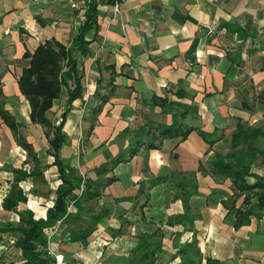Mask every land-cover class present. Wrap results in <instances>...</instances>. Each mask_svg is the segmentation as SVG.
<instances>
[{
  "label": "crops",
  "instance_id": "crops-1",
  "mask_svg": "<svg viewBox=\"0 0 264 264\" xmlns=\"http://www.w3.org/2000/svg\"><path fill=\"white\" fill-rule=\"evenodd\" d=\"M71 1L0 0L1 100L33 148L29 153L0 116V215L10 211L3 200L15 169L30 174L38 164L43 175L27 176L20 186L27 196L34 179L53 188L49 207L63 182L51 154L52 129L31 121L18 79L30 64L27 51L52 38L72 42L86 17L79 19ZM87 1L96 6L99 28L88 33L81 59L84 95L69 108L64 87L47 114L59 124L66 113L62 159L84 180L108 182L93 206L84 202L105 213L84 240L72 241L64 222L49 229L50 253H63L62 264H131L138 235L160 229L164 263H180L179 250L195 243L200 255L190 256L200 264L209 256L222 264H264V214L236 227L234 209L244 195L236 198L229 178L209 172L215 151L230 150L239 121L264 128V0ZM158 126L191 131L182 140L163 136ZM199 130L218 139L212 148ZM257 146L264 148V139ZM253 171L264 175V154ZM34 203L41 215L35 218H46L49 207ZM69 209L77 210L73 199Z\"/></svg>",
  "mask_w": 264,
  "mask_h": 264
},
{
  "label": "trees",
  "instance_id": "trees-1",
  "mask_svg": "<svg viewBox=\"0 0 264 264\" xmlns=\"http://www.w3.org/2000/svg\"><path fill=\"white\" fill-rule=\"evenodd\" d=\"M85 21L78 28V32L73 37L70 44H64L57 39H48L36 47L33 53L26 52L25 56L30 58L29 66L23 69L18 82L22 93L28 99L31 106L30 117L34 123H39L52 129L49 134L50 146L53 149L51 153L55 157L63 180L56 191V200L48 208L46 218H35L31 209L20 211L19 223L15 226H8L7 230L17 231L20 236L17 245L21 249L24 264H56V257L50 253L47 230L56 227L59 222L67 224L66 231L69 232L72 241L84 240L89 238L97 230V224L102 220L104 213H94L92 208L84 205L85 201L95 199L101 195V188L105 186V181L84 177L77 173L71 165L66 163L60 151L66 144L68 137L63 132V120L66 113L62 116L59 124L54 123L48 117V111L53 107L54 101L60 98L63 88L68 90L67 105L69 108L72 103L83 97L85 92L84 71L82 69L81 59L88 54V45L92 41L87 37L88 33L97 32V10L94 4H90L86 13ZM193 48L195 46L193 45ZM3 92L0 90V116L3 121L13 130L14 136L18 142L32 153L31 145L25 141L24 137L18 133L19 123L14 116L5 109L1 100ZM96 96L99 95L97 90ZM194 108V107H193ZM157 129L163 136H180L184 140L191 129L175 131L172 127L159 126ZM199 133L210 144L212 148L218 139L213 138V133L199 130ZM264 139V128L261 126L249 125L239 121L236 130L232 133L230 150L227 152L215 151L209 162V172L213 176L224 179L229 178L235 190L236 198L244 195L243 203L240 207L234 209L236 215L235 226L238 227L244 222H248L252 216L261 217L264 214V175L253 171V166L259 155L264 154V148L257 146V141ZM157 148L155 144L150 145ZM36 160V155L33 156ZM109 164L96 168L97 173L106 172ZM17 173L12 183L9 193L3 200V207L6 210L16 211L19 204L26 203L28 196L20 186V181L27 176H42L43 171L35 164L31 173L20 169L14 170ZM250 178H254L251 182ZM166 178H159V181ZM84 185L82 193H78ZM183 183V188L186 187ZM188 190L183 191L188 195ZM77 210L72 212L69 207L71 200ZM184 200L185 196H184ZM185 218V216L183 217ZM73 220H83V224L73 226ZM172 224V219L169 220ZM9 230V231H10ZM139 241L133 250V259L131 264H167L161 260V255L165 252L163 247V233L160 229L153 232H142L138 235ZM189 244L190 247H183L179 253L185 257L178 264H200L190 256L191 251H195V257L200 255L196 245ZM201 259V258H200ZM206 264H222L217 258L206 257Z\"/></svg>",
  "mask_w": 264,
  "mask_h": 264
},
{
  "label": "rangeland",
  "instance_id": "rangeland-1",
  "mask_svg": "<svg viewBox=\"0 0 264 264\" xmlns=\"http://www.w3.org/2000/svg\"><path fill=\"white\" fill-rule=\"evenodd\" d=\"M2 125L0 123V139L4 140V131L2 130ZM49 132V130L47 129ZM47 131L45 130V133L47 134ZM48 137V135H46ZM44 138V137H43ZM42 138V139H43ZM34 186L37 184V187H33V193L28 195V201L26 203H21L18 207V209L13 211H7L6 213L0 215V264H24V259L21 253V249L18 247L17 240L20 236L19 232L17 231H10L7 230L8 226H16L17 223H19V212L24 211L25 209H30L29 206V200H38L39 203H34L35 207H43L46 209V207H49L53 203V188L47 187V184L43 183L41 180L34 179ZM36 182V183H35ZM51 185V184H50ZM9 187V186H8ZM88 205L95 204V201L91 202L86 201ZM85 202V203H86ZM91 202V203H90ZM39 204V205H38ZM33 208H31L32 210ZM35 211L34 214L36 217L41 216L40 215V209ZM42 209V208H41ZM83 220H78L72 222L73 226H79L83 224ZM47 237L49 238L48 241L50 243V235L51 231L48 230L46 232ZM2 251V252H1Z\"/></svg>",
  "mask_w": 264,
  "mask_h": 264
},
{
  "label": "built area",
  "instance_id": "built-area-1",
  "mask_svg": "<svg viewBox=\"0 0 264 264\" xmlns=\"http://www.w3.org/2000/svg\"><path fill=\"white\" fill-rule=\"evenodd\" d=\"M90 3L87 1V0H72L71 1V7L73 9H76L77 10V13H78V16H79V19L81 21H83L85 19V13L89 7ZM118 9V8H117ZM82 189L84 188V186L82 185L81 187ZM30 206V205H29ZM32 208V207H30ZM61 222V221H60ZM59 222V224H60ZM52 253V252H51ZM54 256L56 257V264H62L63 263V260H64V255L63 253H58V252H55L54 253Z\"/></svg>",
  "mask_w": 264,
  "mask_h": 264
}]
</instances>
